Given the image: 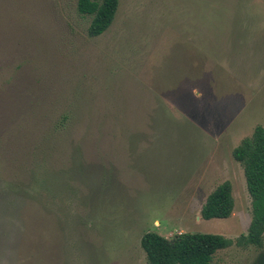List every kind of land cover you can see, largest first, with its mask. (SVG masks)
I'll list each match as a JSON object with an SVG mask.
<instances>
[{"label": "rangeland", "instance_id": "374dc122", "mask_svg": "<svg viewBox=\"0 0 264 264\" xmlns=\"http://www.w3.org/2000/svg\"><path fill=\"white\" fill-rule=\"evenodd\" d=\"M0 0V264H149L144 233L247 234L233 150L264 127V0ZM233 185L231 217L204 219ZM212 264H264L236 244Z\"/></svg>", "mask_w": 264, "mask_h": 264}, {"label": "trees", "instance_id": "16d2710c", "mask_svg": "<svg viewBox=\"0 0 264 264\" xmlns=\"http://www.w3.org/2000/svg\"><path fill=\"white\" fill-rule=\"evenodd\" d=\"M120 0H79L78 10L92 17L88 34L97 37L112 25ZM235 160L244 167L252 197V220L247 234L236 240L218 233L183 232L172 238L154 231L143 234L141 246L149 264H212L214 255L233 244L241 247L264 244V127H255L233 150ZM235 209L231 181L218 185L207 197L201 215L204 219L228 218Z\"/></svg>", "mask_w": 264, "mask_h": 264}]
</instances>
